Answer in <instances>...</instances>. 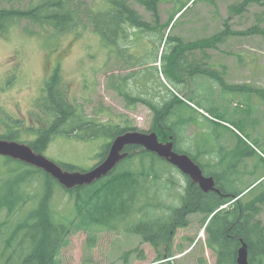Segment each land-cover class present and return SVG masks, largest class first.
<instances>
[{
  "label": "rangeland",
  "instance_id": "obj_1",
  "mask_svg": "<svg viewBox=\"0 0 264 264\" xmlns=\"http://www.w3.org/2000/svg\"><path fill=\"white\" fill-rule=\"evenodd\" d=\"M109 1L84 0L83 4L85 9L105 12ZM195 1L181 17L177 16L172 28L173 5H160L157 23L151 13L128 0L129 5L154 29L148 34L130 30L127 39L120 43L121 50L117 47L115 50L108 49L92 29L82 28L79 36L49 37L28 23L16 25L0 38V136L8 135L12 129L21 130L22 141L30 142L40 128L47 129L50 118L41 103L46 84L57 69L64 97L79 108L85 120L100 125L137 128L146 133L153 132L154 113L139 103L134 108L129 107L120 93V79L127 93L133 96L151 95V98L159 96L158 100L168 97L165 90L168 86L174 95L196 111L191 112L188 108L185 111V116H194L195 122L182 134L186 140L182 142V148H189L187 150L191 152H194L190 148L192 145L209 148L212 154L200 161L209 173H219L220 180L226 184L229 180L233 188L241 191H250L257 186L253 195L264 191V97L258 93L261 91L264 94V4L254 2L240 11L237 6L243 0ZM28 3L29 0H24L14 5L22 8ZM9 7L7 2L0 0V9ZM82 15L84 25H88L85 14ZM223 33L222 42L215 39L206 47L199 48L201 41ZM167 39H181L183 47L176 51V55H180L183 48L185 57L191 58L188 61L195 57L198 60L204 58L202 62L212 64V74L220 81L206 78L194 82L187 74L178 75L173 67L175 64L163 58L169 49L165 45ZM126 49L127 54L120 56L121 51ZM162 62H167L172 84L163 74ZM129 63L142 65L127 68ZM111 78L117 86L111 87ZM191 98L201 108L192 103ZM202 108H210L212 116ZM153 133L159 139L169 140L165 134ZM90 134L92 131L87 129L82 131L84 138L75 137L77 133L71 137L56 136L43 155L58 165L68 164L80 171H90L102 162L106 146L112 142L105 134L89 138ZM239 138L253 147L251 157L240 160L231 155L238 148ZM150 160L148 157L147 165ZM158 161L164 173L157 180L158 186L150 184L149 198L161 204L159 209L151 210L156 217L168 213L167 206H183V196L189 186L186 177L173 166L166 161ZM18 167L17 162L0 157V203L3 199L2 183L9 179V172ZM141 167L140 158H136L121 162L117 171L130 168L136 171ZM149 181L144 180L142 186L145 188ZM42 184L40 181L25 187L28 205L17 215L11 217L13 213L6 207L0 210V264H5L2 254L8 242L3 229L21 220L38 205L43 194ZM53 188L52 205L55 210L67 214L65 224L75 221L70 196L60 185ZM249 198V195L243 196L244 201ZM229 208L223 207L225 210ZM138 216L132 215L112 227L71 229L67 244L59 252L57 264H217L216 256L207 245L203 216H190L189 227L177 231L171 259H168L164 245L157 249L128 231V228L135 227L136 224L131 223L137 222ZM261 219L264 222V210ZM18 248V244L14 243L7 257L13 255V250L17 252ZM157 250L162 256L160 261Z\"/></svg>",
  "mask_w": 264,
  "mask_h": 264
},
{
  "label": "trees",
  "instance_id": "obj_2",
  "mask_svg": "<svg viewBox=\"0 0 264 264\" xmlns=\"http://www.w3.org/2000/svg\"><path fill=\"white\" fill-rule=\"evenodd\" d=\"M3 1L11 7L0 9V38L6 36L12 28L21 23H28L31 27H36L42 35L49 37H59L67 34L79 36L82 34L81 29L86 30L87 28L92 29L101 38L105 44L104 46L110 50H115L116 47L119 48L121 41L127 39L130 30L140 34H148L154 29L129 5L128 0H110L108 9L105 12L85 9L84 0H29L28 6L22 8L20 6L16 7V5L23 3L24 0ZM132 1L151 13L157 23H159L160 5H173L174 13L170 21V26L173 28L177 16H182L194 0ZM196 1L214 3L219 0ZM254 2L264 4V0H243L242 4L237 7L240 11H243L245 7ZM82 14H85L88 25H84ZM29 33L33 35L32 31H29ZM224 36L225 33L213 39L203 40L199 48L206 47L215 39L222 42ZM165 45H168L169 49L165 54L166 56L163 55V58H168V63L173 62L176 66L183 59L182 55H176V51L183 47V42L181 39L175 41L167 39ZM119 50L121 49L119 48ZM126 50L121 51L120 56L127 54L128 50ZM128 54L130 55V53ZM162 63L163 74L168 79L169 84H172L170 73L167 70V62ZM133 64L142 65V63ZM128 65L127 68L134 66L131 63ZM185 67L186 72L192 74L190 78L194 82L209 78L208 76L211 79L214 78L220 81L216 75L212 74L211 69H203L205 66H201V69L204 70L203 76L197 75L201 74L200 70L197 71V68L188 67L187 65ZM120 81L122 83V87H119L120 93L129 107L134 108L139 103L147 106L154 113L153 132H157L161 136L164 134L168 137L172 136L175 141L178 140L180 143L183 139L182 134H185L195 122L194 116H185V111L187 108L191 112L196 111L174 95L168 86L165 87L168 97L163 96L158 100L159 96L154 98H151V95L150 97L133 96L127 93L125 84L121 79ZM110 85L111 87L117 86L114 78H111ZM60 86L61 78L57 69L46 84L44 98H42L41 103L50 118L46 126L47 129L40 128L35 132L37 134L35 139L30 142H23L20 135L21 130L14 129L8 135L0 136V139L19 143L22 141L36 153L43 154L53 139L59 135L71 137L73 133H77L75 137L84 138L82 131L88 129L92 131L89 138H96L101 134H105L113 141L126 132L138 131L137 128L100 125L85 120L80 114L79 108H76L75 104L64 97ZM258 93H261V97H264L261 91H258ZM191 99V102L199 107L196 100ZM202 109L212 116L210 108ZM111 143L106 146L102 161L107 157ZM176 146V151L183 153L178 142ZM139 149L141 148H127L126 151L130 153V156L126 160L140 158L141 169L135 171L130 168L118 172L116 168L108 177L93 185L76 188L72 191L64 189L71 198L73 214L76 217L75 221L68 224L64 223L67 214L59 213L52 205L53 186L59 185L58 182L42 170L8 159L10 162H17L20 167L11 170L9 179L1 185L3 199L1 198L0 210L6 207L13 213V215L10 214L11 217L20 213L29 201L25 187L40 181L43 182V194L38 205L28 211L21 220L7 226L5 229L2 228L4 236L8 239V242L6 241L7 248L2 254L5 264H57L59 252L67 244L66 239L71 233V229L76 230L77 227L79 229H89L94 226L112 227L115 223L125 221L132 215L139 216L137 222L131 223V225L136 224L135 227L128 228V231H132L135 235L140 236L143 242L149 243L157 249L160 245H164L167 248L168 259L173 257L171 251L177 231L189 227L190 216L201 215L203 216L202 224L206 226L205 232L208 235L207 245L216 256L217 264H237L238 251L243 243L248 247L249 264H264V222L261 219L264 210V191L253 195L257 186L250 191H248L249 189L238 190L233 188L229 180L228 184L220 180L219 173L212 172L211 175L223 184L220 188L221 194L204 193L197 185L188 182L189 186L183 196V206H167L168 213L156 217L154 211L151 210L159 209L161 204L150 201V184L154 186L157 180L162 178L164 171L159 167L158 160L163 159L144 149H142V152H138ZM203 153L209 154L211 152L209 148H205ZM253 153V147L239 138L238 148L231 155L241 160L251 157ZM185 154L194 158L197 163L202 160V155H192L191 151L185 152ZM148 157L151 160L147 165ZM59 166L68 172L80 171L73 165L62 164ZM205 170L206 174H210L208 169L205 168ZM143 179L150 180L149 185L146 184L145 188L142 186ZM245 193L246 195H244ZM248 195L250 198L244 201L243 196ZM225 206H230L229 210L223 209ZM78 220H80V225L77 226ZM14 243L18 244V251L13 250V255L7 257V253ZM159 259H162L160 253L158 261H160Z\"/></svg>",
  "mask_w": 264,
  "mask_h": 264
},
{
  "label": "water",
  "instance_id": "obj_3",
  "mask_svg": "<svg viewBox=\"0 0 264 264\" xmlns=\"http://www.w3.org/2000/svg\"><path fill=\"white\" fill-rule=\"evenodd\" d=\"M129 147L142 148L165 160L182 174L189 177L204 193L221 194L213 177H206L199 165L185 154L174 151V142L162 143L156 133L129 131L116 137L109 148L107 157L90 171L68 172L43 154L36 153L30 146L16 141L0 139V157L12 159L44 171L65 190L90 186L106 178L117 166L126 160ZM210 221V220H209ZM208 221V223H209ZM207 223V224H208ZM237 264H249L248 247L243 243L238 251Z\"/></svg>",
  "mask_w": 264,
  "mask_h": 264
},
{
  "label": "flooded vegetation",
  "instance_id": "obj_4",
  "mask_svg": "<svg viewBox=\"0 0 264 264\" xmlns=\"http://www.w3.org/2000/svg\"><path fill=\"white\" fill-rule=\"evenodd\" d=\"M181 51H182V53H180V56L182 55V57H183V59L180 61V63H178L176 66H173L174 67V70L178 73V75H180V76H186V74L189 76V77H191V75L192 74H190V73H187L186 72V65L189 67V66H193V67H195V69L197 68V71H199V72H201V74H197V75H201V76H203L204 75V73H203V71L204 70H202L201 69V66L203 67V66H205V68H203V69H206V70H208V69H211L212 70V64L211 63H209V62H202V61H204L205 59L204 58H201V59H199L198 60V58H194V60H191V61H188L189 59H191V58H187V57H185V49H181ZM185 57V58H184ZM206 60H209V59H206ZM209 78H211L210 76H208ZM149 133V132H148ZM160 140V142H162V143H168V142H171V141H173L174 142V151L175 152H177L176 151V148H177V146H176V143L178 142V145L179 146H181V150H182V152L183 153H179V154H185V152H188L189 150H187V149H189V148H182V142H185L186 140H185V137H183V139L181 140V142L179 143V141L177 140V141H175V139L172 137V136H170L169 137V140H164V139H159ZM191 149H194V152H192V155H196V154H199V155H202V158L201 159H203L205 156H210L212 153H203L204 151H205V149H203V148H196L195 147V145H192L191 147H190ZM142 149V148H141ZM140 150V149H139ZM178 153V152H177ZM201 153H203V154H201ZM185 155H187V154H185ZM187 156H189V155H187ZM193 161H194V163H196L197 165H199L200 166V168L203 170V173H204V175L206 176V177H213L214 179H215V181H216V186H217V188H221L222 187V183L221 182H219L213 175H211V173L210 174H206V170H205V168H202L203 167V165H202V163L199 161V163H197L196 162V160L194 159V158H192L191 156H189ZM173 168H175L174 166H173ZM178 172H180L177 168H175ZM181 173V172H180ZM182 174V173H181ZM182 175H184V174H182ZM185 176V175H184ZM186 177V179H187V181L188 182H190V183H192V180L189 178V177H187V176H185ZM198 186V185H197ZM199 187V186H198ZM212 193H214V192H212ZM217 194V193H216Z\"/></svg>",
  "mask_w": 264,
  "mask_h": 264
}]
</instances>
